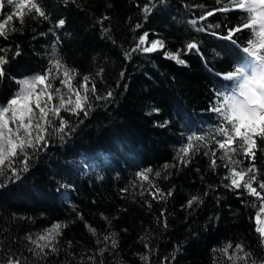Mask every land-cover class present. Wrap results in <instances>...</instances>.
<instances>
[{
    "label": "trees",
    "instance_id": "obj_1",
    "mask_svg": "<svg viewBox=\"0 0 264 264\" xmlns=\"http://www.w3.org/2000/svg\"><path fill=\"white\" fill-rule=\"evenodd\" d=\"M148 3L43 0L49 20H28L22 31L11 33L9 39L0 38V48L10 50L5 65L8 75L0 82V104L16 91V79L45 70L57 39V55L78 72L74 84L88 75L94 79L98 95L113 93L108 100L92 98L93 107L86 118L83 113L72 117L61 112L77 125L76 131L63 142L51 136L46 150L31 161L29 171L0 188V227L8 228L0 233V259L9 245L15 251L28 244L23 240L26 235L42 233L58 222L67 225L57 238L60 251L36 264H91L88 256H95L97 264L101 259L104 264H213V257L217 264H230L212 249L240 241L255 258H264L254 231L260 202L225 188L223 185L229 183L223 180L228 171L225 161L218 159L220 166L213 171L210 156L204 155L216 149L212 136L220 123L209 109L220 102L218 93L230 92L233 82L225 80L223 74L241 63L243 56L240 47L219 36L241 22L240 13L217 12L199 20L204 12L222 4L216 0H152L151 14L145 18L142 8ZM14 11L6 6L0 10V19ZM104 16L109 19L104 20ZM59 19L65 20L62 28L55 27ZM190 20H197L196 27L206 31H196ZM13 23L19 26L15 18ZM137 24L142 27L136 28ZM208 24L220 27L207 28ZM145 32L149 42L162 40L164 49L133 52L131 59H125V52H131ZM235 38L242 47L249 31ZM189 42L197 43L199 51H188ZM17 45L21 54L13 59ZM165 51H180L187 66L166 59ZM55 86L60 87L59 81ZM154 108L159 112L152 111ZM165 121V127L158 126ZM193 133L207 139L197 142L199 151L185 167L178 163L177 149ZM221 154L217 149V156ZM236 158L243 160L240 167L249 163L242 156ZM165 164L177 166L165 170ZM255 164L261 170L258 179L264 180V154L257 153ZM149 168L161 173V177L150 174L152 184L136 177L137 172ZM153 184L165 194L171 189L172 195L166 200L153 199L149 194L156 191ZM197 194L204 202L188 208V200ZM86 224L96 228L101 239L115 233L118 246L111 249V241L97 245V237ZM12 239L15 244H11ZM177 246L180 251L171 260ZM102 247L108 248L103 257L97 254ZM21 251L29 261L35 259L26 249ZM142 256H148V261H142Z\"/></svg>",
    "mask_w": 264,
    "mask_h": 264
},
{
    "label": "snow or ice",
    "instance_id": "obj_2",
    "mask_svg": "<svg viewBox=\"0 0 264 264\" xmlns=\"http://www.w3.org/2000/svg\"><path fill=\"white\" fill-rule=\"evenodd\" d=\"M151 3L152 0H149V3L142 8L145 18L151 14L152 8L149 7ZM216 3L222 4V6L204 12L199 20H207L217 12L238 11L241 22L228 28L227 34L219 36V38L240 47L243 56L240 58L241 63L236 64L231 71L223 74L225 80L233 82L230 92L218 93L220 102L214 103L209 109L217 115L220 123L214 129L215 135L212 136V142L215 143L216 149L206 151L204 155L210 156L209 166L213 171L220 166L217 164L218 159L225 161L223 166L228 171L223 180L229 181L223 185L225 188L237 192L238 195L246 193L260 202L259 211L255 216L254 231L258 234L259 247L264 249V216H262L264 213V194H262L264 180L258 179V173L261 170L255 164L257 153L264 154V0H216ZM6 6H10L15 11L8 12L5 18L0 19V38L3 39H9L13 32L22 31L28 20H49L43 0H0V10ZM137 6L139 7V5ZM14 18L19 26L13 23ZM103 19L108 20L109 17L104 16ZM197 22V20L189 21L196 31H206L205 27H196ZM64 25V19H59L55 23L56 28H62ZM140 27L142 25H136V28ZM219 27V24L207 25V28ZM245 30L249 31V38L246 44L241 47L235 37ZM108 31V29H104L105 33ZM212 34L218 35L215 32ZM53 35H55L54 31ZM147 37L148 33L146 32L141 35L131 52H125V59H131L133 52L153 53L164 49L162 40L149 42ZM58 43L59 39L52 45L51 57L45 70L30 77L16 79L15 83L18 85L16 91L6 103L0 104V188L7 186L9 182L15 183L22 178L23 173L29 171L31 161L38 157L40 152L46 150L51 136H58L63 142L66 136L70 137L76 131L77 125L62 116L61 112L68 113L72 117H79L83 113L86 118L90 115L93 107L92 98L99 101L108 100L113 96L111 91H108L105 96L98 95L96 83L88 75L82 76L81 80L74 84L73 81L78 72L64 64L59 58L56 50ZM145 44L149 46L142 47ZM186 49L199 51L195 42H189ZM9 51V49L0 48V53H2L0 55V82H3L8 75L5 65L9 63ZM20 54L19 45H17L12 58L15 59ZM164 56L179 65L187 66L186 61L181 58L180 51L174 53L165 51ZM97 75H100V72ZM123 75L122 72L121 77ZM55 81H59L60 87L55 86ZM62 88L66 91H62ZM54 100L58 103L54 104ZM152 111L158 113L159 109L154 108ZM57 121L58 123H56ZM79 123H83V120H80ZM167 123L165 121L158 126L165 127ZM217 136L221 138L217 139ZM206 139L203 134L188 135L187 142L177 149L178 163L185 167L188 166L191 157L199 151L197 142H204ZM205 147H207L206 144ZM217 149L222 153L219 156H217ZM238 156L248 160V165L240 167L243 160L237 159ZM176 166L165 164L164 169ZM150 174L161 177L159 171L153 173L150 168L137 172L136 177L142 182L152 184L149 179ZM163 178L167 179V176ZM152 186L156 188L155 193H149L153 199L159 197L166 200L168 196L172 195L171 189L165 194L154 184ZM241 189L243 192H239ZM123 191L127 192V189ZM207 195L208 193L205 192L204 196ZM203 202V198L197 194L188 200L186 206L193 208ZM252 206H256L255 202ZM163 215L164 213L161 212V216ZM79 218L83 219L82 216ZM103 218L106 221L108 219L107 217ZM20 219L26 218L21 217ZM66 227V224L58 222L42 233L26 235L23 240H26L28 244H21V247L16 248L15 251L9 245L5 250L4 258L0 259V264H26V262L27 264H36L37 260H47L49 255L60 251L57 238L62 236L63 229ZM85 227L94 237H97V245L107 244L108 241H111V249L118 246L115 233L105 234L101 239L96 228L87 224ZM164 227H167L166 223ZM7 231V227H0V233ZM15 243V239H12L11 244ZM145 247L147 248L148 245L145 244ZM22 248L30 252L35 259L29 261L28 257L23 256ZM107 250V247L98 248L97 254L103 257ZM179 251L180 248L177 246L171 255V260H175V254ZM212 251L220 253L230 264H241V262L243 264H264V258H255L254 253L243 241L235 244L226 242L223 247L214 248ZM148 259V256L141 257V260L145 262ZM88 260L91 261V264H97L95 256H88ZM164 260L168 261L169 257H164ZM98 264H104V260L101 259ZM213 264H217L216 257H213Z\"/></svg>",
    "mask_w": 264,
    "mask_h": 264
},
{
    "label": "rangeland",
    "instance_id": "obj_3",
    "mask_svg": "<svg viewBox=\"0 0 264 264\" xmlns=\"http://www.w3.org/2000/svg\"><path fill=\"white\" fill-rule=\"evenodd\" d=\"M262 216H264V213H262Z\"/></svg>",
    "mask_w": 264,
    "mask_h": 264
}]
</instances>
